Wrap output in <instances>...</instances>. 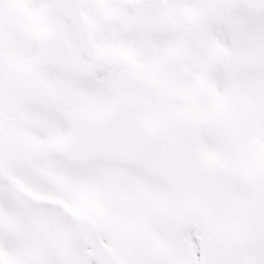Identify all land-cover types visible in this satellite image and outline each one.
I'll return each mask as SVG.
<instances>
[{
  "label": "snow or ice",
  "instance_id": "snow-or-ice-1",
  "mask_svg": "<svg viewBox=\"0 0 264 264\" xmlns=\"http://www.w3.org/2000/svg\"><path fill=\"white\" fill-rule=\"evenodd\" d=\"M0 264H264V0H0Z\"/></svg>",
  "mask_w": 264,
  "mask_h": 264
}]
</instances>
